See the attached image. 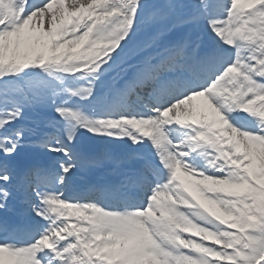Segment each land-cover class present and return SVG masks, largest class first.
Masks as SVG:
<instances>
[{"label":"snow or ice","instance_id":"snow-or-ice-1","mask_svg":"<svg viewBox=\"0 0 264 264\" xmlns=\"http://www.w3.org/2000/svg\"><path fill=\"white\" fill-rule=\"evenodd\" d=\"M0 264H264V0H0Z\"/></svg>","mask_w":264,"mask_h":264},{"label":"rangeland","instance_id":"rangeland-1","mask_svg":"<svg viewBox=\"0 0 264 264\" xmlns=\"http://www.w3.org/2000/svg\"><path fill=\"white\" fill-rule=\"evenodd\" d=\"M245 7H246V6H245ZM193 103H194V104H197V103H199V102H198V101H194Z\"/></svg>","mask_w":264,"mask_h":264}]
</instances>
